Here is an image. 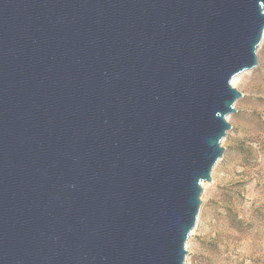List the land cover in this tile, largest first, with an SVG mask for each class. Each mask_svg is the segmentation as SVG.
Here are the masks:
<instances>
[{
    "label": "water",
    "instance_id": "obj_1",
    "mask_svg": "<svg viewBox=\"0 0 264 264\" xmlns=\"http://www.w3.org/2000/svg\"><path fill=\"white\" fill-rule=\"evenodd\" d=\"M264 0H0V264H185Z\"/></svg>",
    "mask_w": 264,
    "mask_h": 264
},
{
    "label": "rangeland",
    "instance_id": "obj_2",
    "mask_svg": "<svg viewBox=\"0 0 264 264\" xmlns=\"http://www.w3.org/2000/svg\"><path fill=\"white\" fill-rule=\"evenodd\" d=\"M259 66L242 74L243 94L228 118L224 156L202 185L185 264H264V37Z\"/></svg>",
    "mask_w": 264,
    "mask_h": 264
},
{
    "label": "bare ground",
    "instance_id": "obj_3",
    "mask_svg": "<svg viewBox=\"0 0 264 264\" xmlns=\"http://www.w3.org/2000/svg\"><path fill=\"white\" fill-rule=\"evenodd\" d=\"M241 76H242V75H239L238 77H236V78L233 80L232 84H233L234 87H236V84H237V82L239 81V79L241 78ZM193 231H194V230H193ZM193 231H192V233H193Z\"/></svg>",
    "mask_w": 264,
    "mask_h": 264
}]
</instances>
